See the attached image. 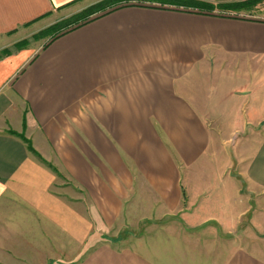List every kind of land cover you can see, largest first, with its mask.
I'll return each mask as SVG.
<instances>
[{
	"label": "crops",
	"instance_id": "1",
	"mask_svg": "<svg viewBox=\"0 0 264 264\" xmlns=\"http://www.w3.org/2000/svg\"><path fill=\"white\" fill-rule=\"evenodd\" d=\"M81 1L0 0V264H264V18Z\"/></svg>",
	"mask_w": 264,
	"mask_h": 264
},
{
	"label": "rangeland",
	"instance_id": "2",
	"mask_svg": "<svg viewBox=\"0 0 264 264\" xmlns=\"http://www.w3.org/2000/svg\"><path fill=\"white\" fill-rule=\"evenodd\" d=\"M215 2L213 4H210ZM201 6H199V5ZM216 6H215V5ZM128 5H153V6H190V7H197L200 8L199 11H207V12H214L216 13H224L228 12L233 15H240V14H249L252 16H258L264 18V0H212L205 2H201L199 0H82L81 2L59 12L58 14L54 15L52 19H49L50 26L39 35L34 38V41H41L47 42L50 40V37H55L56 35L64 34L68 31H71L90 20L106 14L110 11L116 10L123 6ZM226 7H230L226 9ZM172 8V7H171ZM89 13V15H87ZM24 44L29 45L26 42H20L17 45L23 46ZM25 46V45H24ZM8 54V51H1L0 57L5 56ZM256 103L264 104L260 102V99L256 97ZM252 100V99H251ZM251 100L243 98L241 95L237 102L233 101V104H238V106H244V104H250ZM254 101V100H253ZM255 103V102H254ZM264 126V125H263ZM246 133V138L251 133H258L264 134V127L260 126L256 129L248 127L241 135ZM245 136V135H244ZM236 140H233L229 143H219V150L221 151V161L223 165L230 164L234 162L237 165L236 161L238 160V153L237 147L235 146ZM226 147V150H225ZM229 155L231 158V162L227 161V156ZM133 234L138 235L140 231L133 232ZM119 239V240H118ZM118 239H104L105 242L116 243L123 239V237H119ZM103 240V239H102Z\"/></svg>",
	"mask_w": 264,
	"mask_h": 264
},
{
	"label": "trees",
	"instance_id": "3",
	"mask_svg": "<svg viewBox=\"0 0 264 264\" xmlns=\"http://www.w3.org/2000/svg\"><path fill=\"white\" fill-rule=\"evenodd\" d=\"M174 1V0H173ZM176 1V0H175ZM197 5H199V4H197ZM199 6H201V5H199ZM230 7H226V9H229ZM87 15H89V13L87 14ZM86 23H88V22H86ZM29 149H30V151L31 152H33V150H32V148L31 147H29ZM37 157H38V155H36Z\"/></svg>",
	"mask_w": 264,
	"mask_h": 264
}]
</instances>
